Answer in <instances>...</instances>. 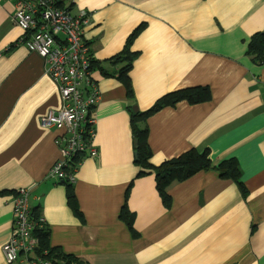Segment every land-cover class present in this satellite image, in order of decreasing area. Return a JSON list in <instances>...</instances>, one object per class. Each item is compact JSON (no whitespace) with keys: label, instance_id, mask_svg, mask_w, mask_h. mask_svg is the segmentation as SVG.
Returning <instances> with one entry per match:
<instances>
[{"label":"crops","instance_id":"1","mask_svg":"<svg viewBox=\"0 0 264 264\" xmlns=\"http://www.w3.org/2000/svg\"><path fill=\"white\" fill-rule=\"evenodd\" d=\"M60 3L72 15L91 14L84 39L100 63L146 25L129 74L138 111L181 89H210L209 102H181L148 119L149 162L158 167L191 150H209L213 167L235 159L247 198L213 169L170 185L166 208L154 176L137 178L125 87L92 70L98 157L86 155L74 173L82 218L74 215L66 186L49 178L61 158L59 132L41 125L62 107L59 88L45 62L20 43L12 0H0V192L30 190L28 204L40 208L51 247L86 264H264V62L247 54L264 31V0ZM131 183L126 200L136 238L119 218ZM14 198L0 195V264H7L2 248L13 233Z\"/></svg>","mask_w":264,"mask_h":264},{"label":"built area","instance_id":"2","mask_svg":"<svg viewBox=\"0 0 264 264\" xmlns=\"http://www.w3.org/2000/svg\"><path fill=\"white\" fill-rule=\"evenodd\" d=\"M11 1V0H10ZM60 0H12L13 21L24 33L20 43L36 53L46 65V71L58 86L62 107L50 111L41 119L46 129L59 132L56 144L61 158L53 165L49 178L74 182V174L66 169L78 153L97 158L94 145V111L99 90L91 80L93 56L85 38L91 14L82 10L72 15L59 7ZM75 173V172H74ZM30 190L20 189L13 202L12 237L2 248L7 264H50L41 257H32L38 241L32 236L35 224L31 219ZM42 223H45L41 219Z\"/></svg>","mask_w":264,"mask_h":264},{"label":"trees","instance_id":"3","mask_svg":"<svg viewBox=\"0 0 264 264\" xmlns=\"http://www.w3.org/2000/svg\"><path fill=\"white\" fill-rule=\"evenodd\" d=\"M62 3H59L61 7ZM146 29V25L142 24L136 28L125 43L122 51L112 57L111 59L99 62L93 60L90 62L91 70H98L101 76L112 77L117 79L126 89L127 99L131 104L127 107V111L130 116V126L132 137L134 140V151H135V165L139 167L140 171L137 178H142L148 175H153L155 178L156 189L159 193L160 199L162 200L166 208L171 207V198L168 194L170 185L174 183H183L191 177L202 171L216 170L219 172L220 178L224 180H231L235 183L242 195L247 198L248 191L242 182V173L237 160L230 159L220 163L217 167H213L210 158L209 150H191L187 153L163 162L158 167L151 165L149 162L152 158V151L149 149L148 137L149 131L147 127V121L150 117L158 113L160 110L175 107L181 102H187L191 105H198L209 102L212 98L211 91L208 87H192L181 89L172 93H169L160 99L146 111H138L134 107V90L132 87V81L130 73L134 67V61L139 57V53L132 50L133 44L139 35ZM247 54L253 58L256 63L264 62V31L254 35L251 39V43L248 44ZM110 67V68H108ZM86 153H78L75 155L69 166L66 169L67 174H74L78 169V166L85 158ZM60 183L66 186L67 191V203L74 212V215L82 218L79 205L75 192L74 185L68 179L61 180ZM132 183L127 187L125 195V203L121 209L119 218L127 225L132 233V236L136 238L137 234L133 229L134 216L129 213L127 207V200ZM18 195L13 192H0V195ZM39 207L33 208L31 211V219L33 220L35 227L32 231V236L38 241L37 247L32 257H41L48 261L50 264H86L75 256L66 255L62 253V250L57 247H51L50 245V230L45 223L41 222L42 217Z\"/></svg>","mask_w":264,"mask_h":264}]
</instances>
